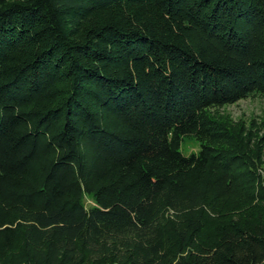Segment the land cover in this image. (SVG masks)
I'll list each match as a JSON object with an SVG mask.
<instances>
[{
    "label": "trees",
    "instance_id": "1",
    "mask_svg": "<svg viewBox=\"0 0 264 264\" xmlns=\"http://www.w3.org/2000/svg\"><path fill=\"white\" fill-rule=\"evenodd\" d=\"M258 96L264 0H0V264H264Z\"/></svg>",
    "mask_w": 264,
    "mask_h": 264
},
{
    "label": "rangeland",
    "instance_id": "2",
    "mask_svg": "<svg viewBox=\"0 0 264 264\" xmlns=\"http://www.w3.org/2000/svg\"><path fill=\"white\" fill-rule=\"evenodd\" d=\"M215 116L228 128L234 130L243 128L244 134L256 133L258 138L264 137V96L244 99L233 105L216 108ZM180 151L184 155L196 153L198 145L192 138L186 137L182 140ZM257 174L264 176V165L258 167ZM81 203L86 209L95 206L92 194L83 193Z\"/></svg>",
    "mask_w": 264,
    "mask_h": 264
}]
</instances>
